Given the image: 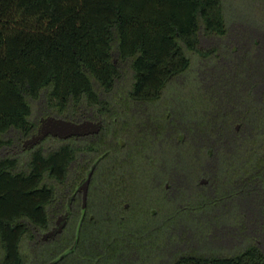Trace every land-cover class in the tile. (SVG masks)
<instances>
[{
    "label": "rangeland",
    "instance_id": "rangeland-1",
    "mask_svg": "<svg viewBox=\"0 0 264 264\" xmlns=\"http://www.w3.org/2000/svg\"><path fill=\"white\" fill-rule=\"evenodd\" d=\"M223 3L229 29L222 36L200 32L198 50L212 51L205 57L192 52L190 68L171 80L160 100H118L116 118L89 139L95 153H110L81 237L89 243L79 249L100 256L99 264H172L184 253L235 255L250 245L264 252V182L258 174H264V0ZM118 92L113 96L120 98ZM44 104V97L32 101L38 130L47 116ZM38 130L24 138L5 134L16 140L0 148V157L20 153V168L27 169L30 152L44 141L30 143ZM60 144L48 139L42 147L47 152ZM28 244L22 248L28 264H42L69 247L61 242L52 252Z\"/></svg>",
    "mask_w": 264,
    "mask_h": 264
},
{
    "label": "trees",
    "instance_id": "trees-1",
    "mask_svg": "<svg viewBox=\"0 0 264 264\" xmlns=\"http://www.w3.org/2000/svg\"><path fill=\"white\" fill-rule=\"evenodd\" d=\"M228 29L223 0H0V148L15 143V138L4 137L7 133L24 138L37 130L32 101L43 97L46 117L101 120L104 127L85 137L49 135L44 141L61 144L46 152L42 141L29 156L24 153L25 170L20 168V153L0 157V264H28L22 252L25 242L29 249L52 252L61 242L72 245L77 222L54 242H45L41 234L52 224L50 209L66 202L77 181L101 157L87 214L89 207L95 208L91 196L99 189L101 163L110 153H95L89 139L100 136L116 118L114 104L121 98L135 104L160 100L171 80L190 68L192 52L205 57L212 51L198 50L201 30L206 36H222ZM124 81L126 87L120 90ZM118 89L120 98L113 96ZM79 138L83 145L74 143ZM86 222L78 255L64 259L66 264L100 259L88 251L79 253L89 243L81 239ZM172 264H264V252L250 245L235 255L184 253Z\"/></svg>",
    "mask_w": 264,
    "mask_h": 264
},
{
    "label": "water",
    "instance_id": "water-1",
    "mask_svg": "<svg viewBox=\"0 0 264 264\" xmlns=\"http://www.w3.org/2000/svg\"><path fill=\"white\" fill-rule=\"evenodd\" d=\"M102 126H103L102 121L95 122L92 120H84L82 122H75V121H71V120L64 119V118H57L54 116H49V117L42 119L40 129L38 130L39 134L36 137L34 136V138L30 141V143L38 139H44L48 135L58 136L61 138H69L72 136L96 133V132H99ZM99 160L100 159H98L91 166V168L87 171L86 176L80 181V183L78 184L76 188V192L83 191V205H82V215L83 216L77 227L76 238L73 244L68 249H66L63 253H61L59 256H57L53 260H51L48 264H58L66 256L73 253L77 248V245L80 239V231H81L83 218L86 213L88 187H89V183L91 180V176ZM74 197H75V193H73L68 199L67 212L57 220L56 226L53 227L52 230L44 233L43 238L54 237L56 234H58L59 232L63 230V228L65 227L68 221V216L71 213L70 207H71V202Z\"/></svg>",
    "mask_w": 264,
    "mask_h": 264
},
{
    "label": "flooded vegetation",
    "instance_id": "flooded-vegetation-1",
    "mask_svg": "<svg viewBox=\"0 0 264 264\" xmlns=\"http://www.w3.org/2000/svg\"><path fill=\"white\" fill-rule=\"evenodd\" d=\"M84 121V120H83ZM82 122V121H81ZM97 122V121H96ZM239 127L240 126H237V129H239ZM102 129V128H101ZM100 129V130H101ZM37 130H38V128H37ZM36 130V131H37ZM99 130V131H100ZM95 134H98V132H96V133H93V135H95ZM90 135H92V134H90ZM49 136V135H48ZM47 136V137H48ZM88 136V135H87ZM47 137H45V138H47ZM76 137H79V136H76ZM83 137V136H82ZM44 138V139H45ZM43 139V140H44ZM98 159H101V157L100 158H98ZM98 159H96V161L98 160ZM95 161V162H96ZM100 161V160H99ZM94 162V163H95ZM93 163V164H94ZM99 163V162H98ZM92 164V165H93ZM97 166V165H96ZM91 168V167H90ZM96 168V167H95ZM89 170V169H88ZM87 170V171H88ZM95 170V169H94ZM87 173V172H86ZM94 173V172H93ZM85 176H86V174H85ZM84 176V177H85ZM84 177H82L81 179H83ZM92 178H93V174H92V176H91V180H90V183H89V187H88V192H87V204H86V213H85V216H84V218H83V221L85 220V218H86V216H87V206H88V197H89V190H90V188H91V186L92 185H94L93 183H92ZM80 183V182H79ZM78 183V184H79ZM78 186V185H77ZM77 188V187H76ZM76 188L74 189V191L71 193V194H73V193H75V197L73 198V200H72V202H71V207H70V210H71V213H70V215L68 216V221H67V223H66V225H65V227L63 228V230L61 231V232H59L58 234H56L54 237H49V238H43V236H42V239L45 241V242H54L59 236H61L64 232H66L67 231V229L69 228V227H71V225L74 223V222H77L76 223V232H77V227H78V225H79V222L81 221V219H82V205H83V191H77L76 192ZM68 199H69V197L67 198V200H66V202L63 204V205H61L60 207H55V208H51L50 209V218H51V220H52V224L50 225V227L46 230V231H43L42 232V235H44V233H46V232H48V231H50V230H52L53 229V227H55L56 226V222H57V220L62 216V215H64L66 212H67V209H68ZM83 223V222H82ZM75 238H76V233H75ZM75 240V239H74ZM73 244V243H72ZM78 244H79V242H78ZM70 247V246H69ZM68 247V248H69ZM67 248V249H68ZM77 250H78V245H77V248H76V250L73 252L74 253V255H78L77 254ZM64 252V251H63ZM73 253H71V254H69L68 256H66L64 259H66V258H68V257H71L72 256V254ZM59 256V255H58ZM54 258H56V257H52L46 264H48L51 260H53ZM92 264H99V261H96V262H94V263H92Z\"/></svg>",
    "mask_w": 264,
    "mask_h": 264
}]
</instances>
